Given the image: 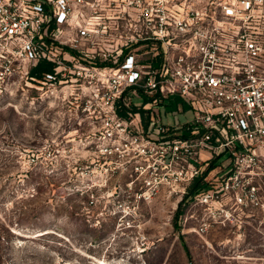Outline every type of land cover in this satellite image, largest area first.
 <instances>
[{"label": "built area", "instance_id": "obj_1", "mask_svg": "<svg viewBox=\"0 0 264 264\" xmlns=\"http://www.w3.org/2000/svg\"><path fill=\"white\" fill-rule=\"evenodd\" d=\"M40 62L140 201L264 209V0H0V82ZM172 101L193 117L164 122Z\"/></svg>", "mask_w": 264, "mask_h": 264}, {"label": "rangeland", "instance_id": "obj_2", "mask_svg": "<svg viewBox=\"0 0 264 264\" xmlns=\"http://www.w3.org/2000/svg\"><path fill=\"white\" fill-rule=\"evenodd\" d=\"M34 68L0 82V264H264L263 208L225 219L164 193L140 201L95 156V115L51 95ZM185 110L172 101L163 121L186 122Z\"/></svg>", "mask_w": 264, "mask_h": 264}, {"label": "trees", "instance_id": "obj_3", "mask_svg": "<svg viewBox=\"0 0 264 264\" xmlns=\"http://www.w3.org/2000/svg\"><path fill=\"white\" fill-rule=\"evenodd\" d=\"M53 71V66L50 63L47 62H40L33 70H32V74L35 76H41L46 73V72H52ZM122 115L124 113H121ZM203 185L201 184L200 181H195L192 185L190 194H194L195 192H197Z\"/></svg>", "mask_w": 264, "mask_h": 264}]
</instances>
